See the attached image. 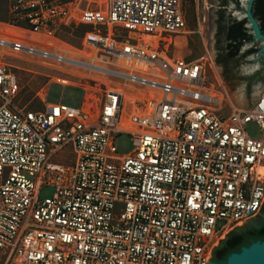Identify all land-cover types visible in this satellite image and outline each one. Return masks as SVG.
Returning <instances> with one entry per match:
<instances>
[{
    "label": "built area",
    "instance_id": "built-area-1",
    "mask_svg": "<svg viewBox=\"0 0 264 264\" xmlns=\"http://www.w3.org/2000/svg\"><path fill=\"white\" fill-rule=\"evenodd\" d=\"M0 22V264H206L264 199V91L222 111L210 55L170 49L182 0H7ZM79 28L85 29L76 43ZM29 59L80 90L78 108L12 104ZM255 123L258 138L245 126ZM130 137L118 155L114 141ZM51 187V197L40 192Z\"/></svg>",
    "mask_w": 264,
    "mask_h": 264
},
{
    "label": "rangeland",
    "instance_id": "rangeland-1",
    "mask_svg": "<svg viewBox=\"0 0 264 264\" xmlns=\"http://www.w3.org/2000/svg\"><path fill=\"white\" fill-rule=\"evenodd\" d=\"M107 0H78L79 6L88 9L104 8ZM242 0H239V3ZM246 0L243 7H245ZM221 0H182L183 17L186 23L185 33L176 39V46L170 49L174 57L185 58L188 61L210 55L211 61L206 63L205 78L208 89H211L222 103V111L231 113L234 110H247L264 91V84L255 83L248 86V78L261 68L263 57L256 61V53H248L258 42L248 45V50L239 52V58L231 62L220 63L224 60L223 49L226 44L220 30V16L224 13L231 17L230 9H236L234 3L228 0L226 6H221ZM232 18V17H231ZM76 43L77 40L73 39ZM261 47L259 43V48ZM6 63L19 68L13 70L18 80L19 94L12 104L27 110L40 111L43 105L37 94L46 88L45 102L60 104L71 108H78L83 93L80 90L51 83L55 76L40 63L29 60L7 59ZM238 68V70H237ZM246 133L252 138L260 136L255 123L245 126ZM118 155H125L133 149L130 137L121 135L114 141ZM54 190L44 188L40 192V199L49 198Z\"/></svg>",
    "mask_w": 264,
    "mask_h": 264
},
{
    "label": "trees",
    "instance_id": "trees-1",
    "mask_svg": "<svg viewBox=\"0 0 264 264\" xmlns=\"http://www.w3.org/2000/svg\"><path fill=\"white\" fill-rule=\"evenodd\" d=\"M236 9L240 10L239 0H231ZM228 0H221V6H226ZM252 15L258 21L260 30L264 35V0H254L252 5ZM8 21L7 15V0H0V22ZM246 20L237 21L231 18L229 15L224 13L220 16V30L223 38V42L226 44V47L223 49L224 60L220 63L231 62L239 58V52L243 45L245 44H254L252 34L250 30L245 27ZM85 29L79 28L73 33V38L65 37L66 40L72 42L73 39H79ZM74 43V42H72ZM259 50V42L251 50L247 51L248 53H255ZM264 60V58H263ZM248 86L255 83L264 84V61L261 64V68L256 71V73L249 77ZM264 208V205H263ZM261 240L264 241V227L256 232L249 234H237L234 231L228 234V239L225 240V246L221 249L218 247L214 250V255L217 251H222V260H225L226 257L234 252H239L240 248L247 246L251 241Z\"/></svg>",
    "mask_w": 264,
    "mask_h": 264
},
{
    "label": "water",
    "instance_id": "water-1",
    "mask_svg": "<svg viewBox=\"0 0 264 264\" xmlns=\"http://www.w3.org/2000/svg\"><path fill=\"white\" fill-rule=\"evenodd\" d=\"M244 1L245 0H242L239 3L240 10H233L234 7H232L230 13L231 17L237 21L246 20L245 27L250 30L253 41L260 43L261 47L256 53V61L259 62L260 58L264 56V35L260 30L258 21L252 15V5L254 0H246L245 7H243ZM248 45L249 44L243 45L240 50H248ZM263 205L264 199L253 216L237 223L215 243L206 258V264H264V241L261 240L251 241L247 246L241 247L239 252L229 254L225 260L219 261L213 256V252L220 241H222L230 232L234 231L237 234L244 233L247 229L256 227L264 222V218L257 219L256 217Z\"/></svg>",
    "mask_w": 264,
    "mask_h": 264
},
{
    "label": "flooded vegetation",
    "instance_id": "flooded-vegetation-1",
    "mask_svg": "<svg viewBox=\"0 0 264 264\" xmlns=\"http://www.w3.org/2000/svg\"><path fill=\"white\" fill-rule=\"evenodd\" d=\"M237 70H238V68H237ZM257 219H261V218H264V208L262 207V209L260 210V212L257 214ZM264 227V222L262 223V224H260V225H258V226H256V227H253V228H249V229H247L244 233H240V234H249V233H252V232H256V231H259V230H261L262 228ZM228 239V235L222 240V241H220V243L218 244V248L219 249H221V248H223L224 246H225V244H224V242H225V240H227ZM216 247V248H217ZM213 256H214V258H216L217 260H219V261H221L222 259H221V257H222V251H217L216 253H215V255H214V252H213Z\"/></svg>",
    "mask_w": 264,
    "mask_h": 264
}]
</instances>
